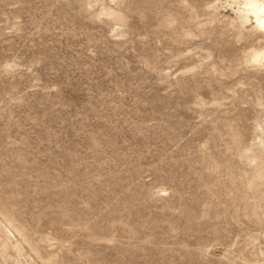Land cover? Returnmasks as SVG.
<instances>
[{"label": "rangeland", "instance_id": "1", "mask_svg": "<svg viewBox=\"0 0 264 264\" xmlns=\"http://www.w3.org/2000/svg\"><path fill=\"white\" fill-rule=\"evenodd\" d=\"M200 3L0 0L3 264H264L257 41Z\"/></svg>", "mask_w": 264, "mask_h": 264}, {"label": "bare ground", "instance_id": "2", "mask_svg": "<svg viewBox=\"0 0 264 264\" xmlns=\"http://www.w3.org/2000/svg\"><path fill=\"white\" fill-rule=\"evenodd\" d=\"M200 1L203 4V6L206 8V11L210 13L211 19L212 17L215 19L217 18V21L222 26H224L227 29H230V31L232 32V36L235 39L246 40V41L247 40L249 41L250 39H254L255 41H257L256 45H251L249 47V50L244 55H242V60L247 67H250L251 69L256 71V73H259L260 75H262V77H264V0H199V2ZM206 1L207 3H205ZM194 2L192 3L194 4ZM201 3L200 6H202ZM110 15L112 14L111 13L106 14V16L109 17ZM115 20L121 21L122 16L121 17L116 16ZM212 22H213L212 23L213 26H215L214 21ZM216 25L218 24L216 23ZM201 28L203 27L201 26L200 29ZM204 31H202L203 33L202 32L201 33L205 34ZM192 34L194 35V33ZM228 40H230V38ZM225 42H227V40ZM193 69H196V67L192 68V70ZM257 130L263 133V129L261 128V126H257ZM256 140H257L256 146L259 149H261L262 151L261 154L264 155V137L258 135L256 136ZM254 162L256 163V167H257L255 171L253 170L255 174L254 176L255 179L257 180L264 179V160L260 161L259 158L256 157L254 159ZM6 208L7 207H5V205L0 204V264H3L4 262H7L9 259H11L9 253L10 250L14 251L17 254L21 253V251L23 250L21 242L29 245L28 239L25 236L24 232L22 231L21 227H19L15 223L13 214L10 211H7ZM30 249L32 251H35L34 247L32 246H30ZM50 259L48 260V262L46 261L43 262V264H53L52 263L53 261ZM15 262L17 261L15 260Z\"/></svg>", "mask_w": 264, "mask_h": 264}]
</instances>
